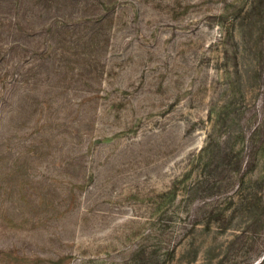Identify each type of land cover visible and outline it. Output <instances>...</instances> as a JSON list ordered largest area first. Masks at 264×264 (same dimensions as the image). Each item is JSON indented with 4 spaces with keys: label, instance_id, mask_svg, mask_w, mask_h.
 <instances>
[{
    "label": "rangeland",
    "instance_id": "obj_1",
    "mask_svg": "<svg viewBox=\"0 0 264 264\" xmlns=\"http://www.w3.org/2000/svg\"><path fill=\"white\" fill-rule=\"evenodd\" d=\"M106 1L95 55L0 49V264H148L141 250L161 258L172 220L190 215L165 264H264V155L234 184L221 152L207 159L210 142L240 152L264 124V0ZM31 59L40 80L8 105V79ZM199 172L214 183L186 199Z\"/></svg>",
    "mask_w": 264,
    "mask_h": 264
},
{
    "label": "trees",
    "instance_id": "obj_2",
    "mask_svg": "<svg viewBox=\"0 0 264 264\" xmlns=\"http://www.w3.org/2000/svg\"><path fill=\"white\" fill-rule=\"evenodd\" d=\"M30 4L35 5L37 8V16L43 18V21L39 23V27L32 25L34 19L30 16L31 13L35 15V12L33 11L34 9L32 10L29 8L28 5ZM107 5L108 1L106 0H97L94 4L91 0H8V41L1 40L0 49L7 46L6 49L8 51L5 50L3 55H15V53H19L20 55H39V58L42 57V60L45 58L43 55H95L92 49L96 40L97 42L100 40V34H106L104 33V29H106L104 25H106V22L113 20V10ZM224 31L226 33L227 29L224 28ZM41 65L38 59L28 60V65L27 67L25 65L24 70L18 71L8 79V87L10 88L8 105L13 102L14 93L21 87H23L25 93L21 95L19 101L25 102V94L30 90V82L33 79L35 83L40 80V77H37V75L40 72L38 67ZM2 68L3 67L0 66V70ZM1 74L2 73H0V77ZM2 102L3 104H0V109L6 104L4 103L5 101ZM259 132L262 136L256 138ZM263 134L264 124L262 121L252 127L247 135L246 141L242 145L241 151L235 153H229V151L226 150V148H228L226 146L227 142H223L225 145L222 146L220 142L213 143L209 141L210 147L214 145L218 149L216 150L214 146H212V152L207 158L211 160L208 165L215 164L213 162L216 160L215 151L221 152V159L218 160H220L223 165V170L228 172V184L242 181L245 173L256 166L258 154L264 155V153H260L264 143ZM201 153L198 154L197 161L200 160L199 158L202 156ZM242 162H246V164L248 162L249 169L245 168L246 170H243L237 179L232 178L233 175L229 173L234 171V169H238L236 172H239ZM200 173L201 172H199L195 180L185 184L186 199L191 200V194L195 193V190L201 188L203 181H205L207 185L208 183L213 185L212 183H214V180L212 178L210 181L206 177L200 176ZM177 195V189H168L161 194L162 197L173 198V202ZM194 196L195 194L192 198H194ZM187 208L188 213L193 211L192 201L189 202ZM165 211H170L171 218L168 217L167 219L171 221L173 214H175V209L166 207ZM195 216L196 215H190L188 219H183L182 222L179 220L182 225H174L172 220V224L170 225L172 227L170 232V236L173 237L172 244L166 247L161 258H158V253L155 249L148 252L146 250H141L143 253H149V261L152 258L155 259V261L148 264H165L167 260L171 258L181 238L186 233L190 232L199 222V219ZM210 220L211 219H209L208 222H210ZM239 237L240 235L236 234L234 240ZM262 253H264V251ZM262 259H264V256Z\"/></svg>",
    "mask_w": 264,
    "mask_h": 264
}]
</instances>
